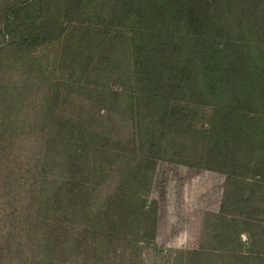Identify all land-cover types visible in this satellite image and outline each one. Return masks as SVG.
<instances>
[{
	"label": "rangeland",
	"instance_id": "374dc122",
	"mask_svg": "<svg viewBox=\"0 0 264 264\" xmlns=\"http://www.w3.org/2000/svg\"><path fill=\"white\" fill-rule=\"evenodd\" d=\"M20 1L0 0L1 18L9 6ZM151 1L158 6L143 13L152 18L151 24L157 23L142 36L152 46L144 56L135 51L134 42L123 39L120 46L126 47L118 54L104 42L75 60L72 56L78 53L81 41L76 23L83 22L81 27H85L97 21L85 11L86 0L81 10H77L78 0H45L42 12L48 13L43 12V18L21 14L22 28L42 31L37 30L41 39L35 45L45 42L37 49L27 46L25 52L19 51L21 44L0 52V114L9 118L1 119L6 125L2 126L3 137L0 135V248L5 245L6 227L12 225L11 203L21 204L14 208L18 211L21 206L26 208L30 187L36 181L38 186L44 172L49 182L65 175L57 162L62 149H56L53 142L59 139L60 118L65 117L70 125L63 129L62 137H72L70 145L84 141L90 149L88 161L102 159L107 166L105 176L100 177L88 166L84 168L92 178L90 187L94 183L101 191L90 201L92 212L103 210L106 199L123 190L114 208L127 217V225L120 231L124 240L119 248L112 247L106 264H264V157L252 158L253 171L246 175L237 168L244 163V154L238 160L228 159L226 167L213 165L216 154L207 155L209 137L201 136L221 117L213 116V109L220 108L217 101L201 97L211 75L215 76L213 64L204 54L210 43L200 44L188 30V8L181 12L184 20H178V8L190 0ZM249 1L264 6V0ZM55 5L60 6L58 14L50 10ZM131 12L135 13L131 10L125 17ZM218 21L217 28L223 22ZM133 23L138 33L141 28L133 18L123 24ZM122 26L117 30L123 31ZM225 28L220 32L238 34L235 20ZM59 31L66 32L65 40L55 46L47 39ZM154 48L165 58L159 59ZM86 54L90 61H83ZM152 57L159 65H154ZM67 64L71 71L65 70ZM218 69L224 74L227 66L220 60ZM226 96L232 95L227 92ZM6 97L12 101L2 103ZM231 100L227 97L220 105ZM259 114L264 116V107ZM257 148L259 153L264 143ZM208 165L216 169L210 170ZM145 173L148 187L138 184L145 194L138 189L140 202L131 204L126 196L129 186L135 184V175L142 183ZM246 177L251 179L246 181ZM36 193L34 190V196ZM17 214L23 219L22 213ZM20 250L23 254L13 250L12 255L22 257V262L34 257L29 248ZM241 253L248 257L243 262L237 258ZM9 258L0 264L16 263Z\"/></svg>",
	"mask_w": 264,
	"mask_h": 264
},
{
	"label": "trees",
	"instance_id": "16d2710c",
	"mask_svg": "<svg viewBox=\"0 0 264 264\" xmlns=\"http://www.w3.org/2000/svg\"><path fill=\"white\" fill-rule=\"evenodd\" d=\"M78 1L80 6L77 10H81L83 0ZM149 1L86 0V3L84 2L85 11L90 12L92 15L90 17H94L97 21L90 25L87 24L85 27H81L83 22L76 23L78 26L76 30H81V41L78 53L72 57L78 61L83 52L93 51L104 42L112 46L114 54H118L126 47L120 46L125 42L123 39L134 42L133 48L138 52V55L144 56L146 51H151L152 46L142 36L146 32L149 33V29L157 22L155 20L151 24L152 18H149L143 11L149 12V8L156 9L158 5ZM172 1L175 2V0ZM240 1L190 0L187 5L183 4L182 8L179 6L177 13H180L178 20L183 21L185 17L183 18L184 15L181 12L186 13L188 8L189 17L186 19V23L190 27L188 30H192L200 44L202 42L210 43L204 54L206 61L213 64L211 67L215 76L211 75V79L206 84V93L201 97L217 101L220 108L213 109V116L219 114L221 117L209 126L207 132L201 135L205 139L209 137V141L206 142L209 148L207 155L216 154L215 158H212L213 165L219 164V167H226L228 159L238 160V157L244 154V156L241 155L244 158V163H240L237 168L242 169V173L248 174L253 171L251 159L257 155V157H264V148L259 153L257 148L261 142L264 143V116L259 114V110L264 107V6L254 4L249 0ZM29 2L30 0H21L7 8V13L0 22V52H5L3 50L7 49V46L15 44H21L22 47L19 51L25 52L27 46L32 47L39 38L41 39V36L37 34L38 28L30 30L26 27L22 28L20 21L22 20L21 14L24 12L26 16L35 15L34 18H43V12L48 13L45 9L42 12L45 5L41 4L45 0ZM54 7V9L52 7L49 9L58 14L60 6L55 5ZM244 7L246 9L240 12L239 10ZM138 9L141 10L140 13ZM105 10L109 13L108 15L104 14ZM131 10L135 13L131 12L125 17ZM248 11L251 13L248 14ZM166 15H170V18L173 17L169 11L166 12ZM2 18L0 15V19ZM132 18L134 22L138 23V28H141L138 33L131 26L136 23L130 24L128 27L124 25L131 22ZM218 20L223 22L217 28ZM234 20L235 27L239 29L238 34H229L230 31L220 32L222 27L225 28L226 25L233 24ZM54 23L56 24L53 29H57V22ZM13 26L16 27L14 30ZM119 26H122L124 30H117ZM18 27L23 30L18 31ZM38 31L42 33L41 30ZM44 32L48 35L49 31L45 30ZM118 32H121V35ZM232 32L235 33V30ZM65 36L66 32L59 31L47 40L54 45L56 42L61 44L64 43ZM213 36L214 41L212 42L209 37ZM44 42L37 43L34 48L37 49ZM68 42L70 41H66V44ZM154 50L159 59L165 58L155 48ZM155 59L151 58L154 65L157 64ZM164 60H161V65L165 64ZM220 60L227 66V69H223L224 74L218 69ZM83 61H90L87 54ZM209 63L207 64L209 65ZM40 65L42 66L41 63ZM167 65L170 67L169 64ZM70 67L68 64L65 65V70L71 71ZM174 89L177 90V84ZM227 92L232 96H226ZM161 94L162 92H160ZM227 97H232V100L221 106L220 104ZM11 101L12 99L6 97L2 103L7 104ZM3 118L9 119L5 114H0L1 137L4 134L2 126L6 125L1 120ZM60 119L62 128L61 131L58 130L59 139L53 141L55 146L50 141L47 143L56 149H62L59 151L61 159H58L57 162L61 169H65V175L61 176L59 181L49 182L46 179L48 173L44 172L41 175L42 179L38 180L40 189L37 188V181L31 185L29 195L25 197L24 201L26 208L21 206L19 207L21 211H18L14 208H18V205L21 204L11 203L12 208H9L8 211L13 220L12 225L6 227V241L4 248H0V261L10 257L11 259L15 258V264H106L107 259L110 258L112 247L119 248L124 240L125 234L120 231L122 226L127 225V217L123 214L119 215L117 206L114 208L115 204H119L120 192L123 190L114 191L106 199L107 204H104L103 210H98L97 214L94 210L92 212V209L89 208L90 201H93L92 199L96 198V193L100 194L101 191L94 183L90 187L92 178L87 177L84 168L88 166L90 172L100 177L105 176L107 166L102 162V159L88 161L90 158L86 154L87 152L90 154V149L84 141L83 144L70 145L72 137L68 138L67 136V139L62 137L65 133L63 129H68L70 122L65 117ZM67 133L73 136V133ZM91 151L97 153L96 149H91ZM50 162L54 163L52 160ZM48 165H50L49 161ZM207 167L210 170L216 169L211 165ZM134 178L135 184L129 186L130 192L126 196L131 204H138L140 202L138 189H142L138 187V184L146 189L149 178L147 173H145L142 183L138 182L136 175ZM250 179V177L245 178L246 181ZM34 190L37 191L35 196ZM140 192L145 194L142 190ZM107 209H110L108 213L105 212ZM17 212L23 214V219L19 218ZM143 216L148 217L147 214H143ZM7 224H11V221ZM149 232L150 229L147 230V233ZM237 235L240 237V234ZM26 247L32 251H29L30 253H34L33 258L28 257L22 262V257L12 255L14 254L13 250L23 254L24 251H21L20 248ZM75 256L80 260L75 259ZM237 258L243 262L248 257L241 253Z\"/></svg>",
	"mask_w": 264,
	"mask_h": 264
}]
</instances>
